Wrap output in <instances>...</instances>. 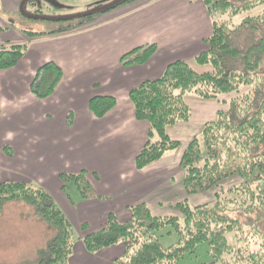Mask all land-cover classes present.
<instances>
[{"label": "trees", "instance_id": "16d2710c", "mask_svg": "<svg viewBox=\"0 0 264 264\" xmlns=\"http://www.w3.org/2000/svg\"><path fill=\"white\" fill-rule=\"evenodd\" d=\"M132 1L124 0L106 10ZM201 1L211 17L212 34L205 39L207 48L194 59L210 69L199 71L185 60H176L161 77L133 88L129 99L136 119L150 125L148 139L135 158L139 170L180 147V141L170 137L168 128L190 120L192 109L187 95L227 104L215 119L204 124L202 136L189 142L179 163L185 173L186 192L194 195L217 189L214 201L199 205H191L187 199L177 202L173 205L179 212L176 215H156L146 204L135 205L128 221L122 222L110 213L102 228L80 237L48 191L27 182L4 181L0 183V210L8 201L24 199L34 205L42 220L55 227V235L33 264H70L78 240L90 253L122 244L124 253L116 264H190L202 244L208 246L207 261L195 264H264V12L236 22L238 15L261 6L264 0L242 4L231 0ZM244 25L259 36L240 51L229 40ZM3 30L0 26V32ZM65 31L68 28L58 29L57 33ZM156 50V44L137 47L124 54L121 62L124 66L143 64ZM25 52V46L20 44L0 46V69L16 66ZM62 77V68L47 62L37 70L31 91L40 98L50 97ZM243 88L248 90L241 93ZM233 93L237 95L230 100L220 99ZM116 105L113 96H94L89 101V109L96 117H103ZM67 118L70 124L71 114ZM234 176H239L241 182L222 186ZM60 177L67 194V182L73 180L83 199L96 197L85 171ZM80 229L85 231L87 225L83 223Z\"/></svg>", "mask_w": 264, "mask_h": 264}, {"label": "crops", "instance_id": "0c3cea01", "mask_svg": "<svg viewBox=\"0 0 264 264\" xmlns=\"http://www.w3.org/2000/svg\"><path fill=\"white\" fill-rule=\"evenodd\" d=\"M57 34L61 43L68 41L67 47L56 46L51 52L34 49L30 54L28 49L23 57L26 69L19 74H10L20 69L19 62L0 69V183L34 178L82 237L102 228L110 213L124 222L131 218L130 207L146 204L152 208L158 188L157 182L149 180L153 174L146 177L151 165L143 170L135 166L150 125L136 119L129 93L144 81L161 77L170 63L194 59L204 51L212 20L200 0H134L79 33ZM149 44H156L157 50L145 63L122 64L124 54ZM45 61L59 65L63 77L53 95L40 98L31 91L32 81L21 79L33 76ZM19 86L24 89L18 90ZM94 96H113L117 105L96 117L89 109ZM32 116L37 122L29 126ZM32 166L34 175L28 170ZM81 170L89 171L96 197L71 200L60 174ZM83 223L85 231L80 229ZM123 253L122 244L90 253L78 240L69 262L116 264Z\"/></svg>", "mask_w": 264, "mask_h": 264}, {"label": "rangeland", "instance_id": "374dc122", "mask_svg": "<svg viewBox=\"0 0 264 264\" xmlns=\"http://www.w3.org/2000/svg\"><path fill=\"white\" fill-rule=\"evenodd\" d=\"M23 1L24 0H0V26L4 28V30L0 32V43L2 45H24L26 52L29 49L28 54H30L34 49L42 50V48H44L51 52L56 46H59L58 48L67 47L66 42L68 41L61 43L62 39H57L58 29L66 27L68 31L62 33H71L70 35H72V33H79L98 23L101 16H104L114 8L106 10L105 12H96L90 15L91 18L88 16L74 17L67 20H56L55 18L78 16L107 6L116 0H27L24 5V10H22L21 4ZM231 1L236 4H242L247 0ZM121 5H119L118 8ZM263 12L264 4L238 15L236 17V22L241 23L244 18L248 16H257ZM29 15H37L39 17L32 18ZM258 36L259 33L255 34L250 26L244 25V28L238 29V31L231 36L229 43L232 47L240 51H245L257 40ZM59 51L60 49L58 52ZM55 56H53V58H55ZM23 57L19 60L20 69L17 67L16 71H11V75L19 74L20 70L26 69L27 59ZM39 58L40 61L44 58V55L42 54ZM187 62L199 71L210 69V66L198 65L195 59L188 60ZM46 63L47 61L42 65ZM35 75L36 72L33 76H26V78H22L21 80L29 79L33 81ZM23 89V86H19L18 88V90ZM246 90H248V88H243L241 93ZM236 95V93H233L222 96L220 99L230 100ZM187 102L192 109L190 120L179 122L168 128V134L172 139L180 141V147L177 150L168 152L159 162L157 161V163L151 164V167L148 169V174L146 173V177L147 175L150 176V174H153L154 179L152 178L149 180L157 182V195H155L154 203L150 205L152 208L148 206L156 215L179 214L178 210L174 208L173 205L186 199L189 200L191 205L212 203L215 199L214 194L217 189L189 195L183 184L185 173L179 163L182 153L189 142L196 136L201 137L204 124L215 119L217 112L227 108V104L225 105L224 102L219 100L203 99L193 94L187 95ZM34 119L35 116L28 119L27 125L34 126L37 122V120ZM59 119L60 121H64L62 116H59ZM18 154L17 152V155ZM0 163H2L1 160ZM28 170L31 175H34L33 166L30 169L28 168ZM83 171H85L86 179L89 181V171ZM64 173L67 174L68 172H63L61 174ZM77 173L79 172L75 174ZM9 175L12 176V173H9ZM28 179L27 183L34 187H40V184L35 182L34 178L30 177ZM241 180L239 176H234L223 182L222 186L227 188L240 183ZM67 184L69 198L77 201L81 196L78 184L73 180L68 181ZM68 194L66 193L67 197ZM94 195L96 196V192ZM129 209L131 210V207ZM39 217L34 205L27 200H12L3 204L0 210V264H33L38 260L39 253L47 247L55 235V227L42 220V217L39 219ZM261 224L262 228L264 225V217ZM207 248V244L200 245L197 257L194 258L190 264L207 261V253L205 254Z\"/></svg>", "mask_w": 264, "mask_h": 264}, {"label": "water", "instance_id": "95a60500", "mask_svg": "<svg viewBox=\"0 0 264 264\" xmlns=\"http://www.w3.org/2000/svg\"><path fill=\"white\" fill-rule=\"evenodd\" d=\"M26 1L27 0H24L22 2V4H21V9L22 10H24V5H25ZM122 1H124V0H116V1L112 2L111 4H109L107 6L101 7L99 9H97V10H93V11H90V12H87V13H84V14H81V15H78V16H69V17H62V18H55V19L56 20H67V19H72L74 17H87V16H90V15L96 13V12H100V11H104V10H106L108 8H112V7L116 6V5H118L119 3H121ZM29 16L32 17V18H36V17L38 18L39 17L37 15H29Z\"/></svg>", "mask_w": 264, "mask_h": 264}]
</instances>
